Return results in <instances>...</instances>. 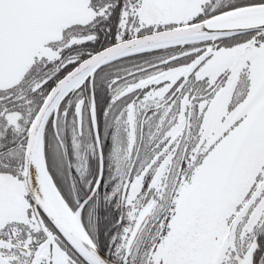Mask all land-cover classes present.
I'll use <instances>...</instances> for the list:
<instances>
[{
  "label": "snow or ice",
  "instance_id": "6c2138e0",
  "mask_svg": "<svg viewBox=\"0 0 264 264\" xmlns=\"http://www.w3.org/2000/svg\"><path fill=\"white\" fill-rule=\"evenodd\" d=\"M0 264H264V0H0Z\"/></svg>",
  "mask_w": 264,
  "mask_h": 264
}]
</instances>
